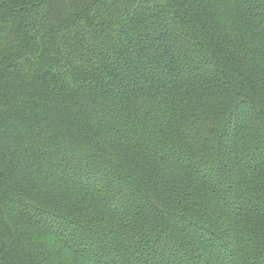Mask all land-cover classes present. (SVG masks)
<instances>
[{"label":"trees","instance_id":"1","mask_svg":"<svg viewBox=\"0 0 264 264\" xmlns=\"http://www.w3.org/2000/svg\"><path fill=\"white\" fill-rule=\"evenodd\" d=\"M0 264H264V0H0Z\"/></svg>","mask_w":264,"mask_h":264}]
</instances>
